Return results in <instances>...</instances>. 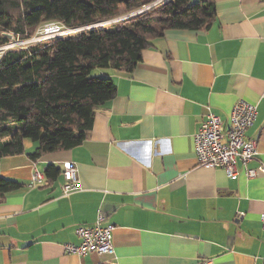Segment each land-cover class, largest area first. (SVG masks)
Wrapping results in <instances>:
<instances>
[{"label": "crops", "instance_id": "obj_1", "mask_svg": "<svg viewBox=\"0 0 264 264\" xmlns=\"http://www.w3.org/2000/svg\"><path fill=\"white\" fill-rule=\"evenodd\" d=\"M205 31L168 30L152 39L132 72H100L115 86L88 138L38 159H0V179L24 187L0 199V264H264V0H212ZM255 105L246 132L257 154L237 176L198 166L193 138L207 115L225 125L238 101ZM80 190L63 197V164ZM59 170L30 186L35 172ZM44 176V175H43ZM99 214L113 225V252L80 257L78 227Z\"/></svg>", "mask_w": 264, "mask_h": 264}, {"label": "trees", "instance_id": "obj_2", "mask_svg": "<svg viewBox=\"0 0 264 264\" xmlns=\"http://www.w3.org/2000/svg\"><path fill=\"white\" fill-rule=\"evenodd\" d=\"M155 0H0V47L10 36L27 40L54 24L82 29L131 13ZM212 0H163L122 21L48 38L0 56V159L36 145L31 159L79 147L89 135L95 112L115 96L100 72L130 73L141 52L165 31H205L214 22ZM51 180L59 170L48 166ZM23 183L0 179V199Z\"/></svg>", "mask_w": 264, "mask_h": 264}, {"label": "built area", "instance_id": "obj_3", "mask_svg": "<svg viewBox=\"0 0 264 264\" xmlns=\"http://www.w3.org/2000/svg\"><path fill=\"white\" fill-rule=\"evenodd\" d=\"M44 29L45 34L49 35L48 38L63 36L62 33H59L61 27L58 25H46ZM9 49L7 45L0 47V56ZM256 116V106L242 100L232 107L227 125L219 117L212 114L207 115L193 138L194 155L198 166L207 169H221L228 178L235 179L237 162L245 167L257 154V141L249 140L246 137V132L253 125ZM245 174L250 179L264 175V166L259 165L256 169H245ZM62 179L61 196L66 197L80 190L77 169L72 163L63 164ZM43 183L44 176L35 172L31 177L30 186H38ZM103 221V215L99 214L93 226L78 227L75 230V235L79 243L77 245L65 244L62 246L63 250L67 254L80 257L91 254L99 256L111 254L113 252L114 226H104ZM262 234L264 237V221ZM262 260L264 263V257Z\"/></svg>", "mask_w": 264, "mask_h": 264}, {"label": "rangeland", "instance_id": "obj_4", "mask_svg": "<svg viewBox=\"0 0 264 264\" xmlns=\"http://www.w3.org/2000/svg\"><path fill=\"white\" fill-rule=\"evenodd\" d=\"M163 0H155L152 4L148 5V6H145L143 7L142 9L140 10H136V11H133L131 13H125L123 10H121L119 12V17H117L116 19H113V20H109L108 22H102V23H98V24H95L94 26L98 27V26H101V25H109V24H112V23H116V22H119L118 20L119 19H123L127 16H130V15H139L141 13H144L146 12L147 10H149L150 8H153L155 5L161 3ZM122 21V20H121ZM45 26L42 27V28H38L36 29L33 33H32V36L27 39V40H17V38L13 37L12 35L10 36V42L9 44H7V46L10 48V49H14V48H20V47H28V46H31V45H35V44H38L40 43L41 41L45 40L46 38L49 37V35L45 34ZM79 29H72V30H60L59 33H62L63 36L65 35H71V34H74L76 32H78ZM41 39V40H40ZM40 40V41H38Z\"/></svg>", "mask_w": 264, "mask_h": 264}, {"label": "water", "instance_id": "obj_5", "mask_svg": "<svg viewBox=\"0 0 264 264\" xmlns=\"http://www.w3.org/2000/svg\"><path fill=\"white\" fill-rule=\"evenodd\" d=\"M132 16H134V15L127 16V17H125V18H123V19H119L118 21H121V20L127 19V18L132 17ZM101 26H104V25H101ZM95 27H96V26L93 25V26H89V27H86V28L79 29V31L87 30V29H91V28H95ZM98 27H100V26H98Z\"/></svg>", "mask_w": 264, "mask_h": 264}]
</instances>
